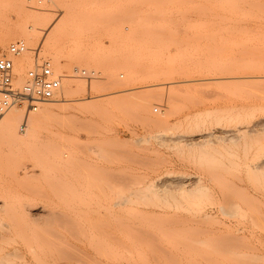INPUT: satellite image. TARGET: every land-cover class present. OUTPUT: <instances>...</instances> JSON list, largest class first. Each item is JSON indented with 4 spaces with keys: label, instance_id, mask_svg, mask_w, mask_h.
<instances>
[{
    "label": "rangeland",
    "instance_id": "rangeland-1",
    "mask_svg": "<svg viewBox=\"0 0 264 264\" xmlns=\"http://www.w3.org/2000/svg\"><path fill=\"white\" fill-rule=\"evenodd\" d=\"M32 6L50 37L27 54L64 50L73 81L28 139L0 136V246L25 264H264V131L233 130L264 117V80L233 79L238 62L264 76V0H0V34ZM136 15L157 24L132 34L146 46ZM33 56L14 58L17 84Z\"/></svg>",
    "mask_w": 264,
    "mask_h": 264
},
{
    "label": "bare ground",
    "instance_id": "bare-ground-1",
    "mask_svg": "<svg viewBox=\"0 0 264 264\" xmlns=\"http://www.w3.org/2000/svg\"><path fill=\"white\" fill-rule=\"evenodd\" d=\"M35 5H37L36 3H35ZM39 6V5H38ZM37 6V7H38ZM34 7V9L30 12V13H32V12H34L33 14H31L32 15V18L31 17H29L28 15H27V17H29V22L27 23L26 22V20L28 19V18H25L24 17V19H26L25 20V22L23 23V25L22 24H20L21 26H18V31H15V30H13V31H9L8 33L6 32H4V33H2V34H0V50H2V49H4V47H5V45H6V39L7 38H9V39H11L12 41L14 40V38L15 37H18V36H20L21 38H23V40L25 41V44H26V46L27 45H30V46H34L35 44H37V42L39 41V46H41L40 45V43H41V41L42 40H46L47 38H48V36H49V34H50V32L48 31V30H46V28H45V26H41L39 23H37V21H40L41 23L43 22V20H44V15H41V12L37 9V7L36 6H32V8ZM40 7V6H39ZM35 10V11H34ZM26 14V13H25ZM24 14V15H25ZM71 15V14H70ZM70 15H67V16H69V18H70ZM74 16H75V14H73ZM72 15V16H73ZM15 16V15H14ZM66 16V18H68ZM73 16V17H74ZM85 16H87V15H85ZM84 16V17H85ZM136 16H139V15H136ZM145 16V15H144ZM144 16L142 15V17H138V19H137V17L136 18H133L134 16H130V17H127V18H129V20L131 19V21H130V24L131 25H134L133 27L135 28V23L136 24H138V26L135 28V29H133V30H131L132 31V33H131V35L135 32V33H138V30L140 31V28H141V30H142V28H143V31H144V28H145V26H146V28L147 29H149V28H153L152 26H155V24H154V21H152L153 22V24H146V20H148V19H146V16H145V18H144ZM16 18H15V21L17 22V21H19L20 19H21V16L20 15H16L15 16ZM11 18V17H10ZM126 18V19H127ZM139 18L141 19H143V25L144 26H142V24L140 23V21L142 22V19L141 20H139ZM148 18V17H147ZM30 19H32L33 21H35V22H33L32 20H30ZM135 19H137V20H135ZM128 20V19H127ZM127 20H124L126 23H128L127 22ZM128 20V21H129ZM132 20H134V21H132ZM138 21H139V23H138ZM148 21H150L151 22V20L149 19ZM133 22H135L134 24H132ZM126 23H123V24H125L126 25ZM146 25H145V24ZM122 24V25H123ZM141 24V26H139ZM127 25H129V24H127ZM130 25V26H131ZM150 25H151V27H150ZM157 25V24H156ZM124 26V25H123ZM130 26H128V27H130ZM132 26H131V28H133ZM138 27H139V29H138ZM20 28V29H19ZM128 29V28H127ZM135 30V31H134ZM125 31V30H124ZM129 32V31H128ZM127 32V33H128ZM125 33V32H124ZM124 33H122V34H124ZM129 33V34H130ZM55 35H56V32L54 33ZM146 34V33H145ZM7 36V38H6V36ZM9 35H10V37H9ZM131 35H130V37H131ZM136 35H137V37H138V34H135V37H134V35H132L133 37L132 38H134L133 40H135L136 39ZM147 35V38H148V33L146 34ZM124 36V35H123ZM50 37V36H49ZM145 37V36H144ZM143 37V38H144ZM55 39L57 38L56 36L54 37ZM132 38H129V40H131ZM126 39H127V36H126ZM125 39V40H126ZM149 39V38H148ZM148 39H143V40H147V42H145L144 41V43H145V45L143 44V40L141 39V41H139L138 40V38L135 40V41H139V42H141V43H139L138 41V43L140 44V45H144V46H146V43H148ZM123 40H124V38H123ZM128 40V41H129ZM150 41V40H149ZM130 42V41H129ZM128 42V43H129ZM131 42H133V41H131ZM124 43V42H123ZM127 43V42H126ZM126 43H124V44H126ZM127 43V44H128ZM134 44H135V42H133ZM127 44H126V46H127ZM130 44V43H129ZM128 44V45H129ZM131 45V44H130ZM137 45V44H136ZM136 45H135V47H136ZM148 45V44H147ZM150 45V46H149ZM149 47H151V44L149 43ZM153 45H154V43H153ZM152 45V46H153ZM134 46V45H133ZM155 46V45H154ZM125 47V46H124ZM134 47V49L136 50L137 48H135ZM29 48V47H28ZM40 48V47H39ZM39 48H38V50H39ZM130 48H133V47H131L130 46ZM144 48V47H143ZM148 48V47H147ZM146 48V49H147ZM152 48V47H151ZM41 49V48H40ZM30 50H32V49H30ZM41 50H43V49H41ZM130 50H133V49H130ZM62 51H64V50H62ZM62 51H60V54L61 55H58V51L57 50H55V49H50V50H47L46 52H44V51H42L43 53H44V55H48V57L50 58V59H48L49 61H50V63H51V67H52V71L54 72H56V74H59L60 73V63H59V60H60V58H62L63 57V53L64 52H62ZM137 51H138V49H137ZM136 51V52H137ZM140 51V50H139ZM138 51V52H139ZM29 51L27 50L25 53H23V60H25V62H27V61H29V60H31L32 59V57L29 59V57L28 56H30L31 54H33V53H30V55H28L27 53H28ZM132 52V51H131ZM130 52V53H131ZM135 51L133 50V52L132 53H134ZM94 53H97V52H94ZM124 54H126L125 52H123ZM40 54V53H39ZM65 54H66V52H65ZM43 55V56H44ZM97 55V54H96ZM133 55V54H132ZM34 57V56H33ZM64 57H65V55H64ZM124 57H125V55H124ZM134 57V56H133ZM98 57H96V59H97ZM126 58H127V56H126ZM128 58H130V57H128ZM45 59H47V58H45ZM125 59V58H124ZM126 60V59H125ZM212 60V59H211ZM211 60H210V62H211ZM215 60V59H214ZM217 61V60H216ZM212 62L213 63H211L210 64V70H212V71H214L215 72V70H220L221 68H220V65L218 64V65H216V63L212 60ZM243 63V62H242ZM17 64H18V61H17V59H16V61H15V59H14V68L16 69V67L15 66H17ZM236 64V63H235ZM238 64V66L236 65L235 67H236V69H234V70H236V71H234L233 73L236 75V76H234V78L233 79H237V80H241L242 82L244 81V82H247V81H251V82H254V80L255 81H258V80H264V76H257V75H253L252 73H250V72H247L246 71V69H245V67H247L246 66V64H241L240 62H238L237 63ZM248 64V63H247ZM218 66V67H217ZM221 67L223 68V66L221 65ZM243 67H244V69H243ZM225 68V67H224ZM232 68V67H231ZM225 69H227V68H225ZM225 69H223V70H225ZM225 71H227V70H225ZM54 72V73H55ZM61 75H63V74H61ZM233 75V74H232ZM64 76V75H63ZM66 76V75H65ZM65 76H64V79L62 78L61 79V83H60V88H59V91L61 92H59V95L57 96V98H53V99H50L49 101H47L48 103L47 104H45V102H44V106H41V107H39V104L37 103L36 105H35V108L33 109V110H30L28 113H25L24 114V116H23V112H22V109L21 108H23V107H19V106H11L5 113H4V115L0 118V136H6L8 139H10L11 137L13 138H15V140H19V142H23L22 140H23V138H21V137H25L26 135V138L28 139L29 138V136L30 135H32V132H33V130L35 129V128H38L39 127V123L41 122V119H44L45 118V120H46V117L48 116L49 117V115H51L52 113H54V110L55 109H57V105H58V103H62V102H65V101H67V98H68V96H69V85H70V82H72L73 81V79L72 78H70V79H67V80H65ZM106 76H108V75H106ZM111 76H114V75H111ZM110 75H109V77H111ZM126 76H128L129 77V75H126ZM125 77V76H124ZM128 77H127V79H128ZM126 78V77H125ZM129 78H131V77H129ZM240 81V82H241ZM157 93V92H156ZM158 95H159V93H158ZM157 95V96H158ZM116 95H114V97H115ZM162 97V96H161ZM112 98V97H111ZM110 98V99H111ZM120 98H121V96L119 95V96H117V97H115V98H113V99H111L112 101H114V103L112 102V101H110V102H112V105H113V107L112 108H114V111L116 112V115L118 116V114H119V112L121 111L120 109H121V105L119 104L121 101H120ZM165 98H167V96H165ZM162 99V98H161ZM168 100V99H167ZM110 102H109V104H110ZM43 103V102H42ZM41 103V104H42ZM169 103V102H168ZM168 103H166V104H168ZM59 104V105H60ZM38 105V106H37ZM47 105V106H46ZM52 105H55V106H52ZM57 106V107H56ZM13 107H19L17 110L16 109H13ZM39 107V108H38ZM59 108V107H58ZM145 108V106L143 107V109ZM167 108L169 109V104H168V106H167ZM23 111H24V108H23ZM148 111V110H147ZM168 111V110H167ZM147 113V112H146ZM146 115V114H145ZM22 116H23V119H22ZM167 115H166V108L164 109V107H163V109L160 111V115H159V117H161V118H165ZM146 117H147V115H146ZM116 118V117H115ZM147 118H149V116L147 117ZM22 119V120H21ZM15 120L17 121V120H20L19 122L21 123V125L19 126V128L21 129V132H23L22 134L23 135H18V130L17 129H19V128H17V127H15L16 126V124H15ZM44 121V120H43ZM151 121H152V119H151ZM18 122V123H19ZM17 123V122H16ZM35 126H38V127H35ZM24 127V128H23ZM35 127V128H34ZM241 128V129H240ZM214 130V129H213ZM233 130H235L234 132H235V135H237V133H239L241 130H243V132H247V133H255V134H257V133H259V132H261V131H264V117L263 118H259V119H256V120H254V121H250V122H248V123H246V124H244V125H239L236 129H233ZM215 132L216 131H212V129L210 130V131H207V132H205V134H198L199 135V138H198V141L196 140V141H194V139H193V141L194 142H197L196 143V145L197 146H203L205 149H208V148H210V149H213V147H212V145H210V143H211V141L213 140L212 138H214V137H216V139L218 138V136L219 135H217V133L215 134ZM19 133H20V131H19ZM25 133V134H24ZM10 136V137H9ZM160 136V138H159V140H161L162 138H163V136L164 135H159ZM181 136V135H180ZM183 136V135H182ZM181 136V137H182ZM20 137V138H19ZM184 137V136H183ZM182 137V138H183ZM221 137V136H220ZM219 137V138H220ZM11 138V139H12ZM211 138V139H210ZM218 138V139H219ZM222 138V137H221ZM237 138H238V136H237ZM25 139V138H24ZM164 139V138H163ZM215 139V140H216ZM12 140H14V139H12ZM220 140V139H219ZM224 140V139H223ZM230 140V139H229ZM163 141V140H162ZM231 141V140H230ZM212 142H214V140L212 141ZM232 142V141H231ZM234 142V141H233ZM212 144V143H211ZM191 145H193V143L191 144ZM195 145V144H194ZM256 165V166H255ZM254 166H255V170H256V168L257 169H262V167H264V156H262V158H260L258 161H257V163L255 164ZM162 190V189H161ZM165 190V189H164ZM183 190V189H182ZM106 236V235H105ZM105 236H103L104 237V239H106L105 238ZM94 237V236H93ZM0 242H2L3 243V239H2V236H0ZM4 238V237H3ZM95 238V237H94ZM11 239V238H10ZM7 240V239H6ZM92 240V239H91ZM101 240V239H100ZM8 241V240H7ZM97 241V240H96ZM102 242H104L103 241V239H102ZM91 243H92V241H91ZM4 244V243H3ZM6 244H7V242H6ZM28 248H29V246H28ZM31 249V248H30ZM47 249V248H46ZM49 249V248H48ZM45 250V249H44ZM43 249H42V251H44ZM28 251V253H31L32 251L31 250H27ZM47 251H49V250H47ZM54 251V250H53ZM34 252V251H33ZM37 252V251H36ZM47 253H52V252H47ZM55 253V252H54ZM41 254H43V252L41 253ZM64 254V253H63ZM32 255V254H31ZM33 255H34V253H33ZM36 255V254H35ZM34 255V256H35ZM40 255V254H39ZM39 255H38V257H39ZM51 255V254H50ZM56 255H57V253H56ZM55 255V256H56ZM59 255V254H58ZM62 255L60 254V257H61ZM65 258H64V257ZM62 257H61V259H60V263H58L57 261H56V263L54 262L55 261V257H50L49 256V254H47V256H43V255H41L40 256V258L41 257H44V258H48V259H52V262L54 263V264H70V263H66V262H64V260H66L67 261V256H65V254L63 255ZM71 256V255H70ZM22 256H20V253L18 254V251L16 250V248H12L11 250H5L2 246H0V264H25V262H22L21 260H22V258H21ZM37 257V258H38ZM21 259L20 261H18V260H16V261H18V262H15V259ZM53 258H54V261H53ZM72 259V258H71ZM14 260V261H13ZM38 260V259H37ZM40 261H41V259H39ZM44 260V259H43ZM57 260V259H56ZM63 260V261H62ZM69 258H68V262H69ZM73 260V259H72ZM53 263H49V260H48V263H46V262H42V264H53ZM75 263H77V261L75 262ZM79 263V262H78ZM80 264V263H79Z\"/></svg>",
    "mask_w": 264,
    "mask_h": 264
},
{
    "label": "built area",
    "instance_id": "built-area-1",
    "mask_svg": "<svg viewBox=\"0 0 264 264\" xmlns=\"http://www.w3.org/2000/svg\"><path fill=\"white\" fill-rule=\"evenodd\" d=\"M29 50L23 41L10 43L5 54L0 55V118L11 106L24 107L25 113L35 108L37 103L52 99L60 88L61 74L52 71L48 59L33 50V63L16 83L18 75L14 68V58ZM157 107L153 108V112Z\"/></svg>",
    "mask_w": 264,
    "mask_h": 264
}]
</instances>
